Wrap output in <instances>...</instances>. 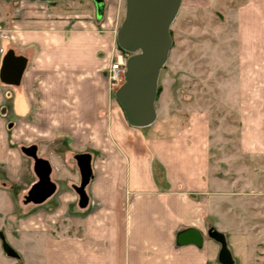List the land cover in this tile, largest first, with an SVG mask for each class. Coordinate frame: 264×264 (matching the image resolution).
<instances>
[{"label":"crops","instance_id":"0c3cea01","mask_svg":"<svg viewBox=\"0 0 264 264\" xmlns=\"http://www.w3.org/2000/svg\"><path fill=\"white\" fill-rule=\"evenodd\" d=\"M120 2L105 0L104 15L97 20L93 0H0V74L10 51L13 58L26 59L19 84L0 77V172L5 177L0 178V210L7 217L16 210L9 180H22L25 163L15 146L13 120L24 119L26 134H32L37 91L42 104V111H35L39 120H80L86 115L97 119L96 100H91L88 89L94 87L90 81L97 84L102 62L112 54ZM182 6L191 20L189 16L201 8L208 12L223 5L221 0H182ZM252 7L255 11L264 7V0H248L234 10L237 26L232 36L223 35L218 43L208 38L200 49L192 40L191 47L180 52L182 64L177 49L170 50V70H183L186 93L169 99L166 122L156 123L160 114L156 98L157 118L151 125L132 126L124 115L119 128L110 124L104 130L106 137L99 146L95 139L93 154L76 147L77 153L92 154L86 207L80 206L73 187L81 180L76 159L71 161L66 154L41 156L38 143L29 144H36L38 156L50 162L51 176L61 186L54 203L50 200L27 212L31 223L24 233L27 250L41 240L49 257L63 264H223L221 244L208 230L214 227L224 233L241 226L240 216L252 212V182L261 176L257 169L264 167V97L252 95V80L256 81L252 72L264 77V37L256 47ZM222 42L230 46H221ZM255 56L261 57V64L253 63ZM178 99L183 108L178 107ZM47 129L39 128V134ZM65 130L68 133L52 140L63 153L69 151L65 136H75L74 130ZM70 142L76 146L75 138ZM49 147L46 144L41 152L50 151ZM97 150L102 152L96 156ZM26 156L31 159L28 179L34 177L31 187L37 178L35 161ZM0 225L18 242L9 232L13 222L0 221ZM189 227L204 236L201 246L176 242L177 233ZM232 258L236 264L233 253Z\"/></svg>","mask_w":264,"mask_h":264},{"label":"rangeland","instance_id":"374dc122","mask_svg":"<svg viewBox=\"0 0 264 264\" xmlns=\"http://www.w3.org/2000/svg\"><path fill=\"white\" fill-rule=\"evenodd\" d=\"M248 0H221L222 5L221 7H213L208 12L204 11L203 8L199 9L193 16H189L190 19H186L187 15L185 14L184 7L180 6L179 11L176 15V18L174 19L172 26H171V35L173 38V43L171 49H177L175 54H177V59L179 64H182L184 62V56L182 53H180L184 47H188L192 44V40L196 42L195 47L200 49L203 47L202 42L208 40V38L213 43L221 42L222 36H228L233 34V32H236V26L235 20L232 17V13H234L237 9V7L247 2ZM262 0H258L260 2ZM125 10H126V0H121L119 9L117 8V11L115 13V23L113 25V40H112V54L109 56L108 59H104L101 65V71L98 73L97 76V84L90 81L92 85L97 90L95 91L94 87L88 89V93L91 97V100H96V108L98 113L95 114L97 119H94L91 117V120L88 119V116L86 115L82 119H58V118H47L45 121L37 119V110L42 111V104L40 95L37 92L34 93L35 98L33 100V126H32V136L29 134H26L24 129H27L25 127V120H13L15 123V135L16 138V148L18 152L21 155V159L25 162L24 168H23V178L22 180L15 182V200H16V210L12 212L8 217L6 216V213L4 211L0 210V221L4 222L6 224L7 220H10L13 222V230L9 231L12 232L13 238H16L18 242H13L10 238V235L6 228L3 225H0V232H2L6 238V240L9 243H12L14 245V248L17 250V252L20 254L21 263L23 264H49L50 262L52 264H63V261L60 259H57L55 257L50 258L49 255L46 253V248L44 243L39 240L38 242H34L29 250H27L26 246V237L24 233H26L28 230V227L31 226L30 219L26 218L27 212L31 213L36 211L39 208H42L44 205L35 206L32 204H25L24 203V195L27 193L28 189L30 188V180L34 178L31 176V178L28 179V175H30V163L31 159L28 158L26 155L23 154L21 151V146L23 145H29L31 143H38L40 146L39 154L41 156H48L53 157L60 154L67 155L68 159L71 161H75L74 154L79 152L77 150L81 149H87L92 153V149L95 148L92 146L96 139V145H100V143L103 142L105 135V129H109V125L113 124L116 127H120V122L122 121V118L124 117L123 110L120 107V104L118 103L116 97H115V91L118 88L111 87L108 76H107V69L110 65V63H114L117 59V55L120 53H123L126 57L130 55L129 52L122 50L118 43H117V30L120 27L124 17H125ZM238 10V9H237ZM203 16H202V15ZM264 7H257L256 11L252 7V40L255 41V46L258 47L259 39H262L264 37ZM237 23V22H236ZM193 24V25H192ZM209 27V30L207 28ZM206 29V31H204ZM234 30V31H233ZM263 35V36H262ZM189 37L191 40L188 39V43L185 45V38ZM223 36V37H224ZM223 42L221 46H223ZM225 47L230 46V42H225ZM262 45V43H261ZM215 46V45H214ZM191 47V46H190ZM189 47V48H190ZM175 51V50H173ZM174 54V52H173ZM261 57L255 56L253 63L256 65L261 64L260 62ZM174 62V59H173ZM171 62L167 60L164 68L161 70L160 76H159V83L158 87H160V93L158 95L157 93V107L160 110L159 117L157 119L158 122L156 123H162L166 122L168 119V113H169V99L172 97H184V94L186 93L183 87L184 84V72L183 70H179L177 73H173L170 70ZM257 69V68H255ZM253 79L256 81L253 82L252 80V95L256 96H263L264 97V83L262 81L264 80V77L259 76V72H252ZM35 88V87H34ZM96 93V97H94V93ZM95 102V101H94ZM53 107H55L54 104H52ZM177 105L179 108H183L184 105L182 102L178 99ZM256 108L259 107L262 108L261 104H254ZM40 109V110H39ZM53 109V108H51ZM36 111V112H35ZM54 110H50V113H52ZM84 112V110L82 109ZM82 112V113H83ZM260 114V112H257V115ZM256 115V114H252ZM53 115L49 114V117H52ZM40 117V115H39ZM85 118V119H84ZM48 120V121H47ZM121 120V121H120ZM48 122V125H47ZM64 123V124H63ZM43 127L44 129L48 128V134L46 130V134H39V128L41 129ZM155 127V126H154ZM63 128L65 129H72L74 130L75 136H65L66 143L64 144L66 146L65 150H69L66 153H63V151L59 148L55 147L54 142L52 140L58 135H62L63 133H68L67 130L63 131ZM30 130V128H29ZM92 133V135L89 133ZM25 132V134H24ZM72 132V131H71ZM95 132L97 134L95 135ZM158 132V131H157ZM161 134V132H160ZM163 134V133H162ZM161 134V135H162ZM108 135V134H107ZM73 138H75L76 146H72V142H70ZM60 139H62V136H60ZM52 142V143H51ZM50 143L49 150L50 151H44L41 152V149L43 150L46 148V144ZM79 147L76 148V147ZM43 146V147H42ZM99 149V148H98ZM70 150L72 152H70ZM102 151L97 150L94 154L100 155ZM54 154V155H53ZM93 154V153H92ZM52 155V156H50ZM45 156V157H46ZM20 159V160H21ZM257 171L260 173L262 177H264V167L257 169ZM157 173V172H156ZM55 175V174H54ZM260 178L256 176L254 181L252 182V212L246 211L245 214L240 216L241 219V226L239 227L238 224L235 225L233 229H229L228 231L224 232L227 237V243L228 247L232 251L234 258L236 260V264H264V184L263 182L260 183ZM55 177V176H53ZM157 177H161V174L158 172ZM0 178H4V173L0 172ZM10 183H14L11 180H9ZM8 183V184H10ZM49 202V201H48ZM224 222L228 224V226H232V220L228 217H225ZM227 226V227H228ZM35 234V233H34ZM9 258L1 252V245H0V264H8L9 261L11 264L13 263V260Z\"/></svg>","mask_w":264,"mask_h":264},{"label":"water","instance_id":"95a60500","mask_svg":"<svg viewBox=\"0 0 264 264\" xmlns=\"http://www.w3.org/2000/svg\"><path fill=\"white\" fill-rule=\"evenodd\" d=\"M93 2L96 19L101 20L105 0ZM181 4L182 0H126L125 17L117 30L116 38L119 47L130 55L126 60L125 82L115 91V97L126 120L132 126L145 127L157 118L155 102L159 76L169 57L173 43L171 26ZM13 55V51H10L5 56L0 77L4 81L19 84L26 67V59L21 56L13 58ZM11 65L13 72L9 74L7 71ZM21 149L24 154L34 159V170L40 178V181L29 189L26 200L42 203L56 189V184L50 178L52 167L47 159L38 156L36 144L24 145ZM74 157L81 176L75 190L79 195L80 206L86 207L89 201L86 187L93 177L92 154L81 152L76 153ZM208 234L221 244L219 260L223 264H232V253L225 234L214 227L209 228ZM0 237L6 254L20 258V254L7 242L2 232ZM203 240L202 233L194 227L179 231L176 237L179 245L194 243L201 246Z\"/></svg>","mask_w":264,"mask_h":264},{"label":"built area","instance_id":"2783aa9c","mask_svg":"<svg viewBox=\"0 0 264 264\" xmlns=\"http://www.w3.org/2000/svg\"><path fill=\"white\" fill-rule=\"evenodd\" d=\"M126 60L127 57L120 53L117 55L116 61L110 63L107 69V76L110 82L111 87L119 88L126 79Z\"/></svg>","mask_w":264,"mask_h":264},{"label":"flooded vegetation","instance_id":"af4514ba","mask_svg":"<svg viewBox=\"0 0 264 264\" xmlns=\"http://www.w3.org/2000/svg\"><path fill=\"white\" fill-rule=\"evenodd\" d=\"M52 172H53V168H51V172H50V178H51V180L56 184V189H55V191L53 192V194L52 195H50L44 202H42V203H35V202H33V201H27L26 200V196L28 195V191H29V189L31 188H29L28 189V191H27V193L24 195V202H25V204H32V205H35V206H39V205H42L43 203H45V202H47V201H50V200H52V198H53V196L57 193V191L59 190V188H60V182L59 181H57V180H54L53 178H52ZM36 180L34 181V183L33 184H35L36 182H39L40 181V178L38 177V175H36ZM3 183H6L5 181L3 182ZM15 185V183H11V188H12V190H15V187H14V185ZM32 184V185H33ZM31 185V186H32ZM74 188H75V185L73 186ZM53 201V203L55 202V200H52ZM8 242V241H7ZM0 243H1V248H2V250H3V253L8 257V258H10V259H12V260H14L15 261V263L14 264H17V263H21V258H18V257H16V256H9V255H7L6 254V252L4 251V249H3V241H2V239H1V237H0ZM9 243V242H8ZM10 244V243H9ZM23 264V263H22Z\"/></svg>","mask_w":264,"mask_h":264},{"label":"trees","instance_id":"16d2710c","mask_svg":"<svg viewBox=\"0 0 264 264\" xmlns=\"http://www.w3.org/2000/svg\"><path fill=\"white\" fill-rule=\"evenodd\" d=\"M159 93H160V87H158V95H159ZM158 95H157V96H158Z\"/></svg>","mask_w":264,"mask_h":264}]
</instances>
